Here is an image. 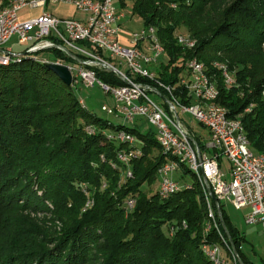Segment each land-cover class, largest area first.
Instances as JSON below:
<instances>
[{
	"label": "trees",
	"instance_id": "obj_1",
	"mask_svg": "<svg viewBox=\"0 0 264 264\" xmlns=\"http://www.w3.org/2000/svg\"><path fill=\"white\" fill-rule=\"evenodd\" d=\"M11 1L0 0V6ZM127 1L142 26L155 28L164 49L154 68L157 79L174 85V93L182 96L177 82L187 74L185 60L202 62L217 89L215 103L230 118L240 119L250 149L264 154V0ZM180 26L195 40L193 47L178 43ZM40 51L49 59L72 61L55 48ZM216 63L226 68L230 84ZM95 76L122 84L110 71L96 70ZM86 124L100 130L87 134ZM104 129L125 130L141 142V155L129 163L132 177L119 183L123 164L127 168L116 156L123 143L102 133ZM199 138L194 137L201 145ZM163 161L152 130L143 133L98 117L80 102L73 84H63L38 58L25 55L20 62L0 65V233L6 232L0 240V264H213L202 245L224 244L213 226L203 231L208 216L194 181L196 187L165 199L139 189L150 174L156 176ZM103 180L115 195L98 190ZM79 181L93 186L94 200L81 212ZM128 196L135 197V204L123 217ZM46 201L53 206L52 214L63 218L58 231L48 234L35 230L21 214L47 211ZM217 210L225 228L216 221L231 237L241 264H250L236 247L241 233L222 205ZM174 219L186 227L168 236L162 226Z\"/></svg>",
	"mask_w": 264,
	"mask_h": 264
},
{
	"label": "built area",
	"instance_id": "obj_2",
	"mask_svg": "<svg viewBox=\"0 0 264 264\" xmlns=\"http://www.w3.org/2000/svg\"><path fill=\"white\" fill-rule=\"evenodd\" d=\"M65 2L83 13L82 20L73 17H58L47 11L39 15L20 19L17 10L43 6L46 2ZM128 17L127 20L131 18ZM122 14L113 0H25L14 6V14L0 20V38L10 40L15 36L12 47L0 49V61L13 60L19 56H33V53L55 48L72 61L60 58L40 57L44 62L64 64L71 74V83L81 80L85 85L97 84L112 97V104L100 105L106 112L121 122L134 124L135 116H142L153 128V135L163 142V148L182 157L187 166L201 172L206 179L207 192L211 200H224L234 208H247L243 214L246 224H259L264 235V157L254 153L247 144L241 142L236 124L225 125L223 114L217 110H198L196 100L198 89H205L198 82L200 72L185 61L187 71L178 80L184 93H174V85L161 82L156 77L155 66L164 55L157 48L150 35V25L126 31L121 23ZM126 20V21H127ZM37 58V57H36ZM39 58V57H38ZM111 60L116 63L112 64ZM118 66L123 67L120 69ZM110 71L122 84L104 83L96 78L95 71ZM146 76H153V83H146ZM206 91V89H205ZM154 93L160 102L153 101L148 93ZM264 94V91H263ZM189 114L200 126L206 129L205 140L199 145L180 116ZM115 141L126 144L119 149L129 162L141 155L135 141L123 134H114ZM223 157L227 162V177H223L219 162ZM155 173L161 182L160 199L175 193L176 187L191 189L189 181H181L173 175L170 166L159 163ZM130 176V175H129ZM212 226L218 232L215 221ZM209 254L220 264H238L239 256L227 257L218 243H204Z\"/></svg>",
	"mask_w": 264,
	"mask_h": 264
},
{
	"label": "rangeland",
	"instance_id": "obj_3",
	"mask_svg": "<svg viewBox=\"0 0 264 264\" xmlns=\"http://www.w3.org/2000/svg\"><path fill=\"white\" fill-rule=\"evenodd\" d=\"M113 1L116 5L117 9L119 10V12H121V14H122L120 21L122 23L123 28H125L129 31H133V30L138 29L141 26V20L139 18H137L136 16H133L131 14V11L129 8V2L127 0L121 1L122 5H120V4L118 5L116 3V0H113ZM58 4H59L58 1L53 2V3H51V2L46 3L45 10L46 11H52ZM39 9H40V7L29 8L28 6H24V7H21L19 10H17V15L20 19L26 18V17L31 16L34 12L39 11ZM130 15H132L131 18L129 20H127ZM75 17L80 18L81 14L79 12H76ZM177 33H181L184 36H188V35H186V34H188V32L185 29H183L181 26L177 29ZM3 46L4 47L10 46L13 48V50L22 48V45L15 44V36H12L10 38V40L8 42H6ZM33 54H35V57H37V58L38 57L39 58L40 57H47L49 55L45 51H40L38 53H33ZM210 56H213V55H210ZM111 63L115 64L116 61L111 60ZM118 67L120 69H123V67H120V66H118ZM73 90H74V93L77 95V97L80 99V102H82L83 105L86 107V109L93 112L98 117L108 119L109 121H111L115 124L121 123V119H117L111 115H108L106 112L100 110L101 104H105L107 106H110L112 104L113 100H112V97L110 96V94L104 92L96 83L92 84V85H85L83 81L77 79L73 83ZM148 96L153 101H155L157 103L160 102L159 98L154 93L149 92ZM248 110H249V107L245 108L243 111L247 112ZM180 118H181V121L183 122V124L187 125V127H189L191 130H193L196 135L201 137V140H205L207 138L206 137V135H207L206 129L203 128L202 126H200L195 120H193L189 114L184 113L180 116ZM134 124L135 125L129 124V126H136V128L140 132H143V133H145L149 130H153L152 126L149 125L147 123V121L145 120V118L142 116H135L134 117ZM83 129L87 134H94L95 132H98L100 130V129H98V128L90 125V124L84 125ZM101 132L106 133L107 136L109 137V133L112 131L104 129ZM201 140H199V141L201 142ZM135 145L136 146L141 145L140 140L136 137H135ZM127 147L128 146L123 143V146L120 149L124 150ZM117 151L118 150L115 151V155H116ZM154 151H156L158 153V151L156 149ZM141 153H142V150H141ZM116 156H115V158H116ZM99 158H100V160H103V156L100 155ZM219 164H220L219 168H220V171L223 173V177H227V162L223 157L220 158ZM123 167H124L123 171L118 176V178H119L118 183L121 180H123L124 178H131L132 177L131 171H130V176H125L127 168L125 167L124 164H123ZM173 175L175 176V178H178L177 173H174ZM156 177H157V174H156V176L150 174V176L147 179L140 182L139 189H140L142 194L149 196V194H152L154 192L157 193L156 189L158 187V180ZM179 180H181V181H192L189 174H184V176L179 177ZM195 184L197 185V187ZM195 184L192 185L191 189L193 187H196L200 190L199 184L198 183H195ZM77 186H78L79 192L82 195V200L80 202V208H81L80 212H81L85 209L92 207V205L94 203L93 186L91 187L88 183L83 182V181H79L77 183ZM108 187H109V184H107L106 181L103 180L99 183L98 190L100 192L102 190H104V191L107 190L110 195H112V196L115 195L116 193H115L114 188L111 187V189H109ZM38 194H40L39 191H38ZM201 195H203V194H201ZM202 199H203L204 206H205L207 216H208V218H205L203 231L209 229L212 226V223L214 220L215 224L217 226V229H218V233H217L218 237L219 236L221 237V242L223 244H225L224 242H227V245L229 244L228 250L231 248L230 250H232L235 253L236 249L233 246L234 244H232V242H231L232 241L231 237L229 236L228 233H225L224 231H222L220 229V226H222V228H225L224 223L221 220V215L217 210L218 206L222 205V210H223L225 216L228 218V220L233 224V226L242 235L241 239L239 240L240 243L239 244L237 243V245H236L237 249L241 251V253L246 257V259L248 260V262L250 264H264V235L261 232L259 224H246L244 222L243 214L247 211V208L236 209L227 201L222 200V201L218 202L217 200L215 201V200L209 199L210 206H212L211 207L212 208V214L214 217L212 219V217L209 215V207H207L208 205H207V202L205 200V197L202 196ZM46 204L48 206L47 211H42V210H37V209L25 210L21 214H22V216L26 217V221L29 220L28 224L29 223H30V225L32 224V226H33V228H35V230H37L40 233L48 234L51 231H58V229L62 225V219L63 218L58 219V217L55 216V214H52L53 206L51 205L50 202L46 201ZM134 204H135V197L128 196L126 201H125V208L123 210V217L127 216V213L132 210ZM215 214H217V216H215ZM217 218L220 222V226H219L218 222L216 221ZM185 227H186V224L184 223L183 220L178 222L176 219L169 220L162 226V228H166V234L168 236H172L178 228L183 229ZM5 234H6V232H4V231L0 233V240H2V238H4ZM222 250H223L224 254L225 253L227 254V252H229L225 247H223ZM236 253H237V251H236ZM228 255H230V254H227L226 256H228ZM230 257H231V255H230ZM238 264H241L240 257H239Z\"/></svg>",
	"mask_w": 264,
	"mask_h": 264
},
{
	"label": "bare ground",
	"instance_id": "obj_4",
	"mask_svg": "<svg viewBox=\"0 0 264 264\" xmlns=\"http://www.w3.org/2000/svg\"><path fill=\"white\" fill-rule=\"evenodd\" d=\"M23 1H25V0H13V2L8 6H4V7L0 6V20H6L10 15L14 14V6L17 5L19 2H23ZM150 35L152 36V40H153L154 45L157 48L164 50L161 43L157 39L155 28L152 27L151 25H150ZM176 39H177L178 43H180V45H182L186 48H188V47L190 48V47H193L195 45V40L189 36L177 34ZM5 43H6V39L0 38V49L4 48L3 45ZM22 57L23 56H19L13 60L0 61V65H7L10 62H20ZM34 58H36V57H34ZM38 59L41 60L42 62H44L42 59H40V58H38ZM185 61H191V66L198 68V70L200 72V75H198V82L201 85H203L204 88L206 89V91H205V89H198L199 100H196V108H198V110H205V109L217 110L219 112H222L223 114H227L226 109L223 106H220V105L215 103V99L217 96V89L215 87L213 80H211L210 77L205 72L204 64L195 58L185 60ZM216 65L222 69V75L225 79V82L227 84H230L232 82V79L230 78V75H229L228 71L226 70V68L223 65H219L217 63H216ZM146 79L149 80V82L146 81V83H153V76H146ZM70 84H72V83H70ZM262 96L264 99V94H262ZM122 123L127 124V125L130 124V123H125V122H122ZM224 124L225 125L236 124L238 133L240 135L241 142L244 144H247V147H249V144L247 141L248 139H246V137H245L246 135L244 134V130H243L240 119H235V118H230L229 116H224ZM114 134H123V135H126L127 137H129L135 141L134 135L131 133L125 132V130L124 131L123 130L117 131ZM110 137H111V139L114 138L112 135ZM155 140L158 143V145L160 146L162 154L164 155V161L161 163V165L162 166H170L174 170L175 173H177L178 175L180 174L181 176H184V174H189L191 179H192V181H189V185H193V183H192L193 181H194V183L199 184L200 191L203 194V197H205V200H206L207 205H208L207 207H209V215L213 219L214 217L212 214V208H211L212 206H210V202H209L210 197H209V193L207 192V183H206V179L204 178L203 174L201 172H197L193 167L187 166L182 157L175 155V154H171L170 148H163V142L157 136H155ZM258 155L260 157H264V154H258ZM117 158L120 161L124 162L126 165H128L127 170H126V174H127V176H129L130 175L129 159H125V157H123L122 153H119V151L117 152ZM184 170H187L188 172H185ZM157 180H158V187L156 190H157V194H159L161 192V182L159 181L158 177H157ZM182 189H185V188L184 187H176L175 192L180 191ZM167 197H169V196H167ZM224 243H225L224 247L228 250L229 244L227 245V242H224ZM218 247L220 249H222L223 245H220L218 243ZM230 249L228 251H229L231 257H234L235 253ZM202 250L207 255V257L213 262V264H220L216 261L214 256L209 254L208 248L204 244L202 245ZM225 255H227V254L225 253Z\"/></svg>",
	"mask_w": 264,
	"mask_h": 264
},
{
	"label": "crops",
	"instance_id": "obj_5",
	"mask_svg": "<svg viewBox=\"0 0 264 264\" xmlns=\"http://www.w3.org/2000/svg\"><path fill=\"white\" fill-rule=\"evenodd\" d=\"M13 2V0L9 3V5ZM46 3H49V2H46ZM46 3L43 5V6H37V7H40L39 11L37 12H34L31 16L29 17H26V18H30V17H34V16H37L39 15V13L41 11H46L45 10V5ZM52 3V2H51ZM59 4L52 10V11H47L55 16H58V17H73V18H76L75 17V14L76 12H79L81 14V17L80 18H76V19H79V20H82L84 18V14L81 13L80 11H77L71 3H65V2H58ZM34 8V7H33ZM21 19H25V18H21ZM125 29V28H124ZM127 31V29H125ZM129 31V30H128ZM13 49V48H12ZM15 50H18V49H15ZM188 129L193 132L195 134V132L193 130H191L189 127ZM196 135V134H195ZM198 136V135H197Z\"/></svg>",
	"mask_w": 264,
	"mask_h": 264
},
{
	"label": "water",
	"instance_id": "obj_6",
	"mask_svg": "<svg viewBox=\"0 0 264 264\" xmlns=\"http://www.w3.org/2000/svg\"><path fill=\"white\" fill-rule=\"evenodd\" d=\"M44 65L49 68L63 84L70 85L71 74L66 65L52 62H44Z\"/></svg>",
	"mask_w": 264,
	"mask_h": 264
}]
</instances>
